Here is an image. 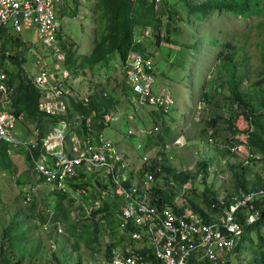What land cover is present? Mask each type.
Returning a JSON list of instances; mask_svg holds the SVG:
<instances>
[{
    "label": "rangeland",
    "instance_id": "374dc122",
    "mask_svg": "<svg viewBox=\"0 0 264 264\" xmlns=\"http://www.w3.org/2000/svg\"><path fill=\"white\" fill-rule=\"evenodd\" d=\"M232 1L240 4L242 0H171L165 4L171 17L160 14L161 21L151 9L144 18L138 17L139 36L146 27L156 30L143 51L154 58L159 71L156 91L168 88L177 102L168 115L153 107L136 111L129 103L124 59L116 50L122 33L104 0H79L63 21L66 64L83 76L75 82L77 95L95 97L99 108H107L103 116L92 117L96 131L103 130L133 163L144 152L161 162L158 180L167 196L181 194L180 180L174 177L178 171L197 169L205 161L209 179L192 181L194 190L187 191L179 204L189 202L208 220L222 218L223 213L208 209L205 190L209 189L211 197L230 202L244 193L243 188L252 190L257 185L255 178L241 176L244 186L236 180L243 158L231 150L234 127L236 138L242 139L248 116L255 115L264 135V0H251L241 11L218 8ZM13 35L21 41L4 45L18 52L11 70L19 84L22 79L28 82L52 58L39 35ZM31 49L42 57V64L28 63ZM235 86L247 108L234 100ZM204 99L206 106L199 114ZM23 116L22 139L38 129V117L48 132L55 120L39 114L33 119ZM156 126L161 131L155 132ZM132 130L143 143L130 137ZM32 159L31 151L21 145L0 150V264L5 260L10 264L100 260L108 247L119 242L118 213L111 209L103 217L86 218L67 196L45 186ZM31 194L32 202L28 200ZM170 197L176 200L175 194ZM189 211L195 213L191 207ZM238 248L235 264H264V225L246 232Z\"/></svg>",
    "mask_w": 264,
    "mask_h": 264
},
{
    "label": "built area",
    "instance_id": "2783aa9c",
    "mask_svg": "<svg viewBox=\"0 0 264 264\" xmlns=\"http://www.w3.org/2000/svg\"><path fill=\"white\" fill-rule=\"evenodd\" d=\"M69 1L72 0H0V148L4 145H21L33 152L38 147L35 137L40 139L38 132L34 134L35 137L31 136L28 141L21 143L17 138V130L24 117L7 109L14 101V90L9 84L10 77L6 71L14 53L4 45L6 31L12 28L21 34L26 31L37 34L47 47L59 52V36L63 24L61 12ZM133 1L155 4L163 2ZM64 60L65 57L59 56L54 74L43 70L35 82L44 92L39 104L43 113L56 115L61 107H67L68 95L72 92L70 84L73 73L63 68L60 61ZM155 71L153 60L140 54H131L124 67L134 93L133 101L139 106H156L169 112L175 101L167 93H156ZM254 122L251 118L250 132L253 131ZM63 126L69 128L67 123ZM156 130L159 131V127ZM246 138H249V134ZM99 139V143H96L90 135L83 141L74 131L71 137L73 145L68 147L66 133L56 128L48 139H42L45 150L52 156L50 163L35 159V172L45 186L67 195L73 204L83 209L86 218H94V212L102 216L106 204L113 201L107 198L116 199L114 205H118L117 231L119 240L122 237L121 243L111 250L110 256L103 255L91 264H234L232 257H237L234 251L243 235L242 223L236 215L255 200L263 202L264 189L252 191L242 199L236 198L234 203L224 209L222 218L210 222L202 214L186 209L189 203L179 204V199H185L184 194L191 189V182L181 188V194H177L172 203L159 204V196L154 190L159 182L154 173L148 169L143 177H135L134 174L132 179V166L127 157L108 139L103 136ZM232 150L243 158L244 166L252 168L253 172L256 170L253 163L263 158L262 155L250 152L246 144L236 143ZM253 172L247 175L251 177ZM84 174H98L102 176V183L116 185L119 197L116 198L108 191L100 192L98 185L80 186ZM197 179L202 181L203 175ZM131 180L133 183L125 188L123 183ZM173 187H177L176 184ZM28 200L32 202V194ZM242 212L248 226L256 224L261 218L259 211Z\"/></svg>",
    "mask_w": 264,
    "mask_h": 264
},
{
    "label": "clouds",
    "instance_id": "9594fccd",
    "mask_svg": "<svg viewBox=\"0 0 264 264\" xmlns=\"http://www.w3.org/2000/svg\"><path fill=\"white\" fill-rule=\"evenodd\" d=\"M79 0H72V1H69L68 3H67V5L63 8V10H62V12H61V15H62V18H63V21H65V20H67V11H68V9L74 4V3H77ZM132 2H133V4H136V5H141V4H146V5H148V6H150V7H152L156 12H157V14H158V17H160V10L164 7V6H166L165 4H167V3H169V2H171V0H163V2L161 3V4H155V3H135L133 0H131ZM155 30V28H153V27H146V29H144L143 31H142V34L143 35H141V36H139V32H138V29H136V31H135V35H134V39H135V45L136 46H140L142 49L141 50H136V49H134V50H132L131 51V53L128 55V58L123 62V72H124V67H125V63H126V61L129 59V57H130V55L131 54H140V55H142V56H144L145 58H147V59H152L153 60V62H154V65H155V69H156V76H157V81H158V75H159V71H158V68H157V66H156V63H155V60H154V58L153 57H151V56H148V55H146L145 54V52L143 51L144 49H145V46H144V44H145V42H146V40H149V39H151V37H153V34H155L156 35V30ZM154 32V33H153ZM18 34V35H21V36H23L24 38H25V36H24V33H18L17 31H15L14 29H12V28H10L9 30H8V32L6 31V34H5V32H4V34H5V37H4V43H7V41H14V42H17L16 41V38L18 37V36H14L13 34ZM26 35L27 36H30L31 34H30V32L29 31H26ZM32 37V36H31ZM13 38H14V40H13ZM66 39H67V32H66V30H65V27H64V24H62V28H61V33H60V36H59V49H60V51L59 52H57L56 50H54L53 48H49V47H47L41 40H40V38H39V40H40V42H42V44H43V46L45 47V49L47 50V51H49L50 52V56H51V58H52V60H51V62L50 63H46L45 64V66H41V68H40V70H39V72L36 74V75H34V76H32V77H29V79L32 81V83L35 85V87L39 90V93H40V100L42 99V96H44V92H43V90H41L39 87H37V85H36V80H37V78L39 77V75L42 73V71L43 70H49L52 74H54V70H55V66H56V64L58 63V59H59V56H63V57H65V60L64 61H60V62H62V66H63V68L64 69H70L71 71H72V73H73V79L71 80V84H70V86L72 87V92H71V94H69L68 95V99H67V107H66V109H63L62 107H61V110L59 111V114H56V115H51V114H47V113H45V116L46 117H49V116H52V117H54L55 118V120H54V122H55V124H53L52 125V127L49 129V132L45 135V137L44 138H49L54 132H55V129L56 128H60L62 131H63V133L65 132L66 133V145L68 146V147H71L72 145H73V141H71V137H72V133L75 131V132H77L79 135H80V137L82 138V140L84 141V139L86 140L87 138H89V136L91 135V137H92V139L93 140H95L96 141V143H99V138H100V136H103L104 138H106V139H108L109 141H111L114 145H116L117 147H118V149L120 150V147L117 145V143L115 142V141H113V140H111L110 138H108L107 137V135L105 134V132L103 131V130H99V131H96V129H95V127H94V122L92 121V118H89V119H86L85 118V114L83 113V112H81V111H79V110H77V108H76V105L75 104H79V103H83L84 105H86V106H88L89 105V103H91V100L93 99V98H95V97H92V98H90V97H88V96H81V95H77V87L75 86V82H77V79H79V81H80V78L81 77H83L82 75H80V73H78L77 71H76V69L75 68H73L71 65H67L66 64V56L63 54L64 52V47H63V42L64 41H66ZM21 41V40H20ZM23 42H26L27 43V40L26 39H24L23 40ZM9 50H11L14 54H12V56L10 57V65H9V67L8 68H10L11 67V65H13V62H12V60L14 59L13 57L14 56H17V54H18V52L16 53V51H15V49L14 50H12V49H9ZM30 52H33V54H35L37 57H38V61H28V63H31V64H33V65H39V64H42V57L39 55V53H37V51H34V49H31V51ZM7 71V70H6ZM7 73H8V71H7ZM9 74V73H8ZM125 74V73H124ZM9 77H10V75H9ZM125 77H126V75H125ZM11 79V78H10ZM126 80L128 81V79H127V77H126ZM157 81H156V84H157ZM81 82V81H80ZM128 83H129V81H128ZM9 84H10V86H11V83H10V80H9ZM156 84H155V91H156ZM80 85V84H79ZM129 85H130V83H129ZM11 88H12V86H11ZM130 89H131V91H130V93H128V99H129V103L131 104V105H133L135 108H136V111H139L140 109H142L143 107H153V108H155V109H157L159 112H161V113H163V114H165V115H168V114H170L175 108H176V105H177V102H176V100H175V98L172 96V94H171V92H170V90L168 89V88H162V90H160L159 92H157L156 91V93L157 94H161V93H167V94H169L172 98H173V100L175 101V104H174V106H173V108L169 111V112H166L165 111V109L164 108H158V107H156V106H139V105H137L134 101H133V98H134V93H133V91H132V88H131V86H130ZM14 90V89H13ZM96 99V98H95ZM13 104H14V101H13ZM39 104H40V102H39ZM239 105V104H238ZM12 106V105H11ZM206 106V99H204L203 101H201V103H200V107H199V114H201V112H202V110H204V107ZM75 108V109H74ZM234 108L235 109H237V105H234ZM76 110V111H75ZM105 112V111H104ZM23 116V115H22ZM24 117V116H23ZM50 118V117H49ZM254 119L255 120V122L253 123V131L252 132H250L251 131V127H250V119ZM112 119V116H108V120H111ZM131 119H134V116L132 115L131 116ZM65 123H67L68 125H69V128H64V126H63V124L65 125ZM247 123H248V126H247V128H246V130H245V134H244V137L242 138V139H239V137H237L236 138V128L234 127V137H233V141H232V146H234V144H242V145H245L246 144V146L248 147V150L250 151V152H252V153H256V154H259V155H262L263 156V158L262 159H260V160H256L254 163H253V165L256 167V166H261V164H262V162H264V152H260V151H258L256 148H254V147H252L251 146V143H250V139H251V135L252 134H254L255 133V131L258 129V121H257V118L255 117V115H249L248 116V120H247ZM23 124V122L18 126V130H17V138H18V140L21 142V143H23V142H25V141H28V138L29 137H35L34 136V134L36 135V133H40V139H37L36 137H35V139H36V141L38 142V147H37V149H33V152L31 151V153H32V156H33V161H34V164H35V159L36 160H44L45 162H47V163H50L49 161H50V159L52 158V156L51 155H49V153L45 150V147H44V144L45 143H43V141H42V139H44V138H42V133H41V131L39 130V129H32L31 131H30V136L28 135V137L27 138H25V139H22L23 138V133H22V131L20 130V126ZM157 127H159V126H156L155 127V132H159V131H161V128L159 127V131H157L156 130V128ZM250 129V130H249ZM250 132V133H249ZM56 133H58V131L56 132ZM248 134H249V138L247 139L246 137L248 136ZM130 137L131 138H139L141 141H140V143L139 144H141V143H143V138L142 137H140L137 133H135V131L134 130H132L131 132H130ZM184 137V136H183ZM180 139H182V137H180L179 139H177V141L178 140H180ZM210 140H212L213 141V139H210ZM177 141L175 142L176 144H177ZM232 146H231V150H232ZM3 147H9V148H12V147H17V146H9V145H4V146H2L1 148H0V150L3 148ZM25 148V147H24ZM59 148V147H58ZM26 149V148H25ZM57 149V148H56ZM28 150V149H27ZM147 151V150H146ZM232 152H233V150H232ZM234 153V152H233ZM235 154V153H234ZM237 155V154H236ZM126 156V155H125ZM127 157V156H126ZM241 157V156H240ZM148 158V159H147ZM167 158H169V157H167ZM242 158V157H241ZM130 161V160H129ZM243 161V165H241V169H245L246 170V174H245V177L247 178V177H249V178H255L254 180H257V177H260L261 178V174L258 172L259 171V169H257V167H256V169L257 170H255V172H253V170H252V168H248V167H245L244 166V160H242ZM202 162H205V161H201L200 163H202ZM130 163H131V166H132V171H131V175H132V179H133V177H134V174H135V177H136V175H138L139 177H143L144 176V172H145V170H151L152 171V173H154V177L156 178V180H157V182H159V180H158V175L162 172L161 171V162H158V161H156V162H154L153 161V158H151V157H149V155L146 153V152H144V154H142V158L140 157L139 158V160L137 161V163L135 162V163H133L132 161H130ZM200 163H198L197 164V169H193V167L191 168V169H187V170H180V171H178L176 174L177 175H180V174H185V175H187L189 178L187 179V181L186 182H184V183H182L181 182V180L179 181V182H177L179 185H181L182 187L185 185V184H187L188 182H191L192 183V181H196V182H206L208 179H209V175H208V169H206V170H204L202 167H200ZM206 163V162H205ZM152 167H154V169L155 170H152L151 168ZM193 171H194V173H193ZM248 172H253V176H248L247 175V173ZM199 175H203V179H202V181H199L198 179H197V177L199 176ZM40 177V176H39ZM262 179V178H261ZM43 181V180H42ZM263 181V180H262ZM170 182V181H169ZM43 183H44V181H43ZM102 183V176H98V174H93V175H83V177H82V179H81V181H80V186H82V187H93V186H96V185H98L99 187H100V184ZM133 182H132V180H131V182H125V183H123V186L125 187V188H129L130 187V185L132 184ZM105 185H106V188H104L105 187ZM158 186V188L160 189V190H158V191H155V193H156V195H164V191L161 189L162 188V186L163 185H161L160 183H158V184H156L155 186H154V190H155V188ZM50 188V187H49ZM176 187H173L172 189H175ZM51 189V188H50ZM261 189H264V183H261L260 184V187L258 188V190L257 191H259V190H261ZM52 190V189H51ZM50 190V191H51ZM157 190V189H156ZM190 190H194V188H193V186L191 187V189ZM53 191V190H52ZM105 191H108L109 193H111V194H114L115 196H116V198L117 197H119V191L117 192V189H116V185H111V184H104L103 183V192H105ZM160 191V192H159ZM189 191V190H188ZM251 191H254V190H251ZM53 192H59V191H53ZM102 192V193H103ZM158 192V193H157ZM205 192H206V190H205ZM59 193H61V192H59ZM251 193V192H250ZM63 195H65L64 193H62ZM173 194H175L176 196H177V193H175V192H173L172 193V195ZM205 194V193H204ZM172 195H170V196H172ZM246 195H248V194H242L240 197H233V201H230V202H225V201H223V200H219V202H221L222 204H224V205H227L228 203L231 205L232 203H234V201H235V199L237 198V199H242V198H244ZM65 196H67V195H65ZM68 197V196H67ZM183 197H185V195L183 196ZM107 199H110V200H113V201H111V202H109L108 204H106V206H105V208L104 209H106V210H102V213H104L105 212V214L108 212V210H114V204H115V201H116V199H111L110 197H108ZM159 199H160V197H159ZM71 201V200H70ZM174 201V199L170 202V201H167L166 203H172ZM72 202V201H71ZM72 203H74V202H72ZM187 203H189V202H187ZM207 203V202H206ZM207 205H208V203H207ZM214 205H218L217 203H215ZM214 205H212V208L208 205V209H212V210H214V209H216V208H214ZM189 206H191V208L195 211V212H197V213H200V214H202L200 211H198L197 210V208L196 207H194L193 205H191L190 203H189ZM189 206L188 205H186V209H188L189 210ZM228 206V205H227ZM226 206V207H227ZM263 210H264V208H263ZM115 211V210H114ZM224 211V210H223ZM223 211H222V213H223ZM260 213H261V211L260 210H258ZM117 212V211H116ZM257 212V211H256ZM94 215V217H97L98 216V212H94L93 213ZM203 215V214H202ZM204 216V215H203ZM103 217V216H102ZM204 218L205 219H207L205 216H204ZM261 218H262V213H261ZM261 218H260V220H261ZM93 219V218H92ZM220 219V218H219ZM219 219H212V220H207V221H210V222H212V221H215V220H219ZM260 220L257 222V223H259L260 222ZM255 225V224H254ZM118 234H119V232H118ZM245 237V234L243 233V235H242V238H241V242L239 243V245L242 243V241H243V238ZM119 241V240H118ZM119 243V242H118ZM117 243V244H118ZM238 245V246H239ZM238 246H237V248H238ZM114 247H116V245H114V246H110V248H108L107 250H106V252L104 253V255H106V256H110L111 254H110V252H111V250L114 248ZM236 248V249H237ZM110 254V255H109ZM237 255V254H236ZM237 258V257H236ZM236 258H234L233 260H234V264H235V261H236ZM96 261H98V259H96ZM95 261V262H96ZM95 262H90L89 264H91V263H95Z\"/></svg>",
    "mask_w": 264,
    "mask_h": 264
},
{
    "label": "trees",
    "instance_id": "16d2710c",
    "mask_svg": "<svg viewBox=\"0 0 264 264\" xmlns=\"http://www.w3.org/2000/svg\"><path fill=\"white\" fill-rule=\"evenodd\" d=\"M107 4V7L109 8L111 12V18L115 21V24L118 26L119 30L122 33V37L116 47V50L119 51L123 55L124 61L128 58V55L131 53L132 50H141L142 48L140 46L135 45V31L136 27L139 24L138 17H145L144 14H148V9H151L156 15L157 12L150 6L146 4L136 5L133 4L131 0H104ZM251 0H242L240 4H238L236 1H232L230 4L222 3L218 6L219 9H233V11H241V9H245L248 5V2ZM161 15H169L170 17L173 15L171 10L167 8V6H164L160 11ZM159 20L162 21L158 17ZM18 38V39H17ZM16 38V41L20 40V37L18 36ZM66 41L63 42V47ZM16 61L18 59V56L13 57ZM28 61H38V57L33 54V52H29L28 56L26 58ZM7 71L10 75V83L12 86V89H14V104L12 106H8V110L18 116L25 115L28 116V118L33 119L37 118L38 114L39 116H45V113L41 112L39 109V102H40V93L39 90L35 87V85L32 83V81L29 79L27 82L25 79H22L19 84H17L14 80V72H12L11 67L7 68ZM66 84L64 83V86ZM131 89L128 88V93H130ZM234 100L242 107L247 108L248 104L244 102V98L242 97V94L238 90L237 86L234 88ZM99 104L96 102L95 98L91 100V103H89L88 106L84 105L83 103L76 104L77 110L83 112L85 114V118L89 119L94 117L95 115H102V113H105L104 111L107 109L106 107L99 108ZM38 111V112H37ZM35 112V114H34ZM38 113V114H37ZM46 117V116H45ZM36 120H38L39 125L37 128L41 131L42 138L45 137V133L48 132L47 127L43 128V124L40 121V118L38 117ZM55 124V122H53ZM51 128V127H50ZM49 128V129H50ZM251 146L256 148L260 152H264V135L262 136L259 129L255 131L254 134L251 135L250 139ZM4 148V147H3ZM200 167H202L204 170L207 169V163L202 162L200 163ZM152 170H155L154 167L151 168ZM239 173V174H238ZM236 173V180L241 185L244 186L243 182L240 180L241 176L245 178L246 170L240 169L239 172ZM176 180H181L182 183L186 182L189 178L185 174L174 175ZM258 179V185H255V189H252L254 191H257L260 187V182L262 179L260 177H257ZM106 188V185L105 187ZM157 189V190H156ZM100 192H103V183L100 184L99 187ZM160 190L158 186L155 188V191ZM244 193L243 194H249L252 192L251 190H248L246 188H243ZM160 192V191H159ZM158 193V192H157ZM205 198L208 205L212 208V205L217 203L215 211L222 212L227 205H230L229 203L227 205L222 204L219 202L218 198H216V195H213L211 197L209 189L205 192ZM167 201H172V198L167 195H162L159 199V204H166ZM264 201L262 200H255L254 202L250 203L247 208L243 210H248L250 212H256L258 210L262 213V218L259 223H256L255 225L248 226L246 222V216L242 212L243 210L240 209L238 212V215H236L237 220L242 223L243 226V233L250 231L253 228H256L258 224L264 225V210H263ZM114 210L117 211L118 205H114ZM109 211V210H108ZM183 212V211H182ZM208 220V219H206ZM124 238V237H123ZM122 237L119 240L118 244H113L112 246L116 245L118 246L121 243ZM244 240V238H243ZM111 246V247H112ZM110 248V247H108ZM239 248H237L234 252L238 251ZM234 259V257H232ZM58 261V260H57ZM5 264H10L9 261L5 260ZM58 264H63L61 261H58ZM205 264H210L206 262Z\"/></svg>",
    "mask_w": 264,
    "mask_h": 264
},
{
    "label": "crops",
    "instance_id": "0c3cea01",
    "mask_svg": "<svg viewBox=\"0 0 264 264\" xmlns=\"http://www.w3.org/2000/svg\"><path fill=\"white\" fill-rule=\"evenodd\" d=\"M256 167H257V169L260 168L258 172L261 174V178H262V180H263V181H261L260 183H264V162H262L261 166H256ZM257 169H256V170H257ZM257 182H258V180H257ZM257 182H256V183H257ZM257 185H258V183H257Z\"/></svg>",
    "mask_w": 264,
    "mask_h": 264
}]
</instances>
